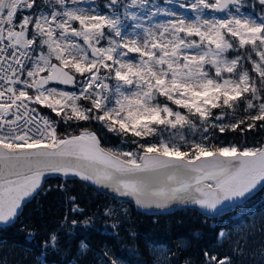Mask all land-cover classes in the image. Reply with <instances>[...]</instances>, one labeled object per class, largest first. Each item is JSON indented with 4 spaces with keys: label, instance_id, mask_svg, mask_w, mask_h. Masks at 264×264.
Masks as SVG:
<instances>
[{
    "label": "snow or ice",
    "instance_id": "snow-or-ice-1",
    "mask_svg": "<svg viewBox=\"0 0 264 264\" xmlns=\"http://www.w3.org/2000/svg\"><path fill=\"white\" fill-rule=\"evenodd\" d=\"M85 3L55 0L45 13L40 0H0V224L17 216L46 173L102 184L146 208L180 201L223 212L225 202L264 186V147L184 134L200 126L203 133L264 129V0L256 18L241 12L244 0H190L175 10L150 0ZM181 9L195 18L178 16ZM159 15L170 18L152 23ZM36 105L65 123L95 120L145 142L112 151L87 130L59 137ZM239 109L243 119L223 123ZM50 240L54 246L56 235ZM205 255L209 264H231Z\"/></svg>",
    "mask_w": 264,
    "mask_h": 264
},
{
    "label": "trees",
    "instance_id": "trees-1",
    "mask_svg": "<svg viewBox=\"0 0 264 264\" xmlns=\"http://www.w3.org/2000/svg\"><path fill=\"white\" fill-rule=\"evenodd\" d=\"M40 3L39 11L50 12L55 0ZM65 86L79 90L78 85ZM82 103L88 106V102ZM43 110L57 120L58 135L62 138L87 130L96 133L102 145L112 151H137V144L132 141L145 142L109 132L95 120L65 123L50 109ZM245 116L243 109H239L226 116L223 123ZM207 135L212 144H235L240 148L261 147L264 143L261 128L224 133L210 129ZM146 139L156 142L158 138ZM75 207L80 211H75ZM262 210L264 187L234 209L213 217L195 208L151 214L77 178L51 176L13 223L0 225V264H111L113 260L117 264H155L160 253L174 264H209L205 253L225 256L219 240L221 230L232 231ZM52 235L57 237L54 246Z\"/></svg>",
    "mask_w": 264,
    "mask_h": 264
},
{
    "label": "rangeland",
    "instance_id": "rangeland-1",
    "mask_svg": "<svg viewBox=\"0 0 264 264\" xmlns=\"http://www.w3.org/2000/svg\"><path fill=\"white\" fill-rule=\"evenodd\" d=\"M103 0H95V4L99 5ZM150 2L159 5L161 8L177 9L179 3H189L190 0H150ZM88 3H92V0H86L85 6ZM245 7L241 9L245 15H251L253 18L261 15V7L258 4V0H244ZM133 11H143V9L137 10L132 9ZM122 11V10H121ZM49 11H46L47 13ZM184 13L188 19H194L195 13L191 10L181 9L178 11L177 15ZM225 13H214L206 12L203 18L211 19L213 17L223 18ZM170 17L164 15H159L151 18L152 23H161ZM147 24L148 21L145 20ZM45 51L47 49L45 48ZM39 52V51H38ZM54 63H58L55 61ZM248 65L246 64V67ZM46 74V73H45ZM199 125V121H197ZM202 127L200 130L195 132H190L187 129L184 130V134L191 140H199L202 135H207V133L202 132ZM167 137L169 133H164ZM124 151H132L130 149H125ZM219 240L224 245L223 252L225 253L224 257H228L231 261V264H264V210L254 214L250 220L241 223L236 226L232 231L221 230L219 235ZM220 258V257H218ZM57 264V263H56ZM155 264H174L169 260L165 254L160 253L156 255Z\"/></svg>",
    "mask_w": 264,
    "mask_h": 264
},
{
    "label": "water",
    "instance_id": "water-1",
    "mask_svg": "<svg viewBox=\"0 0 264 264\" xmlns=\"http://www.w3.org/2000/svg\"><path fill=\"white\" fill-rule=\"evenodd\" d=\"M79 135V134H78ZM97 135V134H96ZM72 136V135H71ZM70 137V136H68ZM97 137L99 138V136L97 135ZM100 139V138H99ZM101 142V140H100ZM101 147L104 148L105 150H110V149H107L106 147H104L101 143ZM261 147H264V143ZM51 176H61V177H64V178H77L79 179L80 181L90 185V186H93L95 187L96 189L100 190L101 192L109 195V196H112V197H115L116 199H119V200H123V201H128L130 203H132L135 208L137 210H141V211H144L146 213H151V214H155V213H166V212H170V211H174V210H178V209H181V208H195L199 211H201L203 214L207 215V216H210V217H213V216H216L220 213H222L221 211L217 210V211H209L207 209H203L201 208L199 205H196V204H193V203H190V202H180V201H175V202H172L170 203L167 207H164V208H157L155 206L153 207H141L139 205L136 204L135 202V198L132 197V196H121L119 195L118 193L114 192L111 188L109 187H106L102 184H95L91 181H84V180H81L78 176H64L63 174H60V173H46L44 178L42 179V186L43 184L45 183V181L51 177ZM41 186V188H42ZM264 186H260L258 185L257 189L254 190L253 194H251L250 196H248L247 198H245L242 202H225L226 205H229L225 211L229 210V209H234L235 207H237L238 205L244 203L247 199H249L250 197H252L254 194H256L259 190H261ZM40 188V189H41ZM40 189L37 191V193H35L32 197H28L25 199L24 202H22V205H21V210L18 211V214L17 216L12 220L10 221L9 223L7 224H10V223H13L17 217L20 215L22 209H23V206L28 202L30 201L31 199H33L37 194L38 192L40 191ZM221 207H224V206H221ZM75 211H80L79 208L75 207L74 208ZM224 212V211H223ZM0 225H6V224H0Z\"/></svg>",
    "mask_w": 264,
    "mask_h": 264
},
{
    "label": "built area",
    "instance_id": "built-area-1",
    "mask_svg": "<svg viewBox=\"0 0 264 264\" xmlns=\"http://www.w3.org/2000/svg\"><path fill=\"white\" fill-rule=\"evenodd\" d=\"M46 87H56V88H58L59 90H62V91H68V92H77V93L79 92V91H77V90H72V89H69V88H67V87H65V86H60V85H56V84H49V85H47ZM35 107L38 108V111L40 112L41 115H43V116H47L49 119L54 120V119L52 118V116H51L47 111H44V110L42 109V106L36 105ZM54 121H55V126H56V128H57V134H58V124H57L56 120H54ZM58 136H59V135H58Z\"/></svg>",
    "mask_w": 264,
    "mask_h": 264
},
{
    "label": "bare ground",
    "instance_id": "bare-ground-1",
    "mask_svg": "<svg viewBox=\"0 0 264 264\" xmlns=\"http://www.w3.org/2000/svg\"><path fill=\"white\" fill-rule=\"evenodd\" d=\"M167 213V212H166ZM173 263V262H172Z\"/></svg>",
    "mask_w": 264,
    "mask_h": 264
}]
</instances>
